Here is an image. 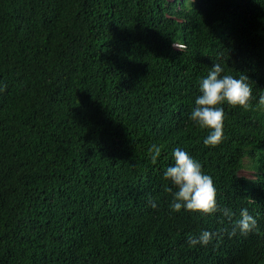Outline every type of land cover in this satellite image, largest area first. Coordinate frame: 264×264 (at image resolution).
Listing matches in <instances>:
<instances>
[{
  "label": "trees",
  "instance_id": "trees-1",
  "mask_svg": "<svg viewBox=\"0 0 264 264\" xmlns=\"http://www.w3.org/2000/svg\"><path fill=\"white\" fill-rule=\"evenodd\" d=\"M216 62L252 97L223 105L205 146L189 113ZM261 95L264 0H0V264H264ZM177 147L212 177L215 213L169 207ZM242 208L253 239L229 235Z\"/></svg>",
  "mask_w": 264,
  "mask_h": 264
},
{
  "label": "clouds",
  "instance_id": "clouds-1",
  "mask_svg": "<svg viewBox=\"0 0 264 264\" xmlns=\"http://www.w3.org/2000/svg\"><path fill=\"white\" fill-rule=\"evenodd\" d=\"M222 73H224L223 64L221 62L212 63L207 74L198 82L199 94L195 96L194 106L189 113V118L195 126L207 130V135L202 140L205 146H215L224 139L223 105L240 106L245 109L250 107L252 88L248 83V76L243 73L239 76ZM258 103L260 112L264 115V95L259 96ZM149 151L152 159L155 160L161 150L158 145L153 144L149 147ZM172 160L173 163L163 171V176L170 184L166 191L171 193L169 204L171 210L178 212L184 209L200 214L215 213L218 210L216 188L212 177L202 171L200 162L179 147L172 150ZM243 171L246 172L248 178H257L256 172L252 173L251 169ZM236 190L239 194L237 188ZM253 190L256 192L253 195L264 194V181L262 186L256 185ZM249 200L253 201L252 196ZM148 203L153 208L157 207V203L153 200H149ZM221 211L226 217L231 218L233 215L228 208ZM231 225L232 220H223L220 224L223 228ZM257 225L256 215L247 208H242L229 235L251 236L253 239ZM215 235L214 232L203 229L198 235L189 236L188 243L206 245ZM239 244L237 240L234 241L235 246Z\"/></svg>",
  "mask_w": 264,
  "mask_h": 264
}]
</instances>
